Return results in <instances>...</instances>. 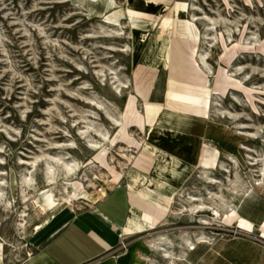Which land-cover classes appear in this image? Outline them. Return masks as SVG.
Instances as JSON below:
<instances>
[{"label":"rangeland","instance_id":"374dc122","mask_svg":"<svg viewBox=\"0 0 264 264\" xmlns=\"http://www.w3.org/2000/svg\"><path fill=\"white\" fill-rule=\"evenodd\" d=\"M168 1L166 13L184 11L158 17L185 58L184 75L177 69L173 78L134 63L127 18L110 25L71 0H0V181L12 166L20 192L8 207L0 184V259L17 260L35 242L22 236L43 218L38 190L50 187L59 199L74 192L67 182L81 183L72 212L45 237L94 205L99 177L129 189L125 172L144 157L149 100L235 129L246 165L203 142L196 174L174 202L130 188L154 226L126 231L117 253L126 264H264V0ZM72 161L81 168L70 173Z\"/></svg>","mask_w":264,"mask_h":264},{"label":"bare ground","instance_id":"6f19581e","mask_svg":"<svg viewBox=\"0 0 264 264\" xmlns=\"http://www.w3.org/2000/svg\"><path fill=\"white\" fill-rule=\"evenodd\" d=\"M126 2L122 5L116 0H71V3L87 10L89 17L100 16L110 25H121L123 19L127 18L131 31V55L134 63L140 60L144 68L154 73L169 71L172 78L176 77L177 69L184 75L185 58L177 54L172 44L173 30L168 25H160L158 22V17L161 15H165L167 19L173 16L183 17L184 11L173 9L166 13L169 6L168 0H126ZM144 102L151 105L147 115L149 122L144 128L145 138L141 143L144 157L140 165L131 164L125 172L129 189L148 187L153 191L156 199L161 198L166 202H174L177 196L184 191L188 181L196 174L201 162V143L203 142L217 144L220 152L235 154L243 165H246V160L240 153L245 137L243 138L227 124L214 121L207 115H195L190 111L177 108L179 106L173 102L167 104L149 100H144ZM164 105L166 107H162ZM115 122L118 125L123 123L120 118H115ZM99 133L103 138L109 139L107 133L101 131ZM89 145L100 148V150L104 149L102 143L89 141ZM208 158L211 159L210 156ZM65 167L70 173L81 168L76 161L65 162ZM48 168L52 170L51 166ZM6 174L8 179L1 180L0 184L6 182L9 195L6 205L12 207L20 197L19 180L12 166ZM24 177L26 182L33 179L31 174L27 173ZM51 181L52 178L49 183ZM99 181L102 194L109 191L111 180L99 177ZM66 184L73 185L74 192L72 195L59 197V199L55 197L50 187L38 190L34 202L42 212L43 218L24 231L22 237L29 241L34 240L48 226L72 212L73 196H77V189L81 183L73 181ZM4 197L5 192L1 190L0 200ZM27 199L25 197V200ZM202 209V204H196L194 208L195 212ZM243 219L246 221L245 218ZM20 224L23 225V222ZM153 226L145 219L142 208L132 200L125 230L142 233Z\"/></svg>","mask_w":264,"mask_h":264},{"label":"crops","instance_id":"0c3cea01","mask_svg":"<svg viewBox=\"0 0 264 264\" xmlns=\"http://www.w3.org/2000/svg\"><path fill=\"white\" fill-rule=\"evenodd\" d=\"M130 207L129 189L116 185L59 229L35 238L19 259L3 257L0 264H126L117 252Z\"/></svg>","mask_w":264,"mask_h":264},{"label":"built area","instance_id":"2783aa9c","mask_svg":"<svg viewBox=\"0 0 264 264\" xmlns=\"http://www.w3.org/2000/svg\"><path fill=\"white\" fill-rule=\"evenodd\" d=\"M28 253V255H31V252H27Z\"/></svg>","mask_w":264,"mask_h":264}]
</instances>
